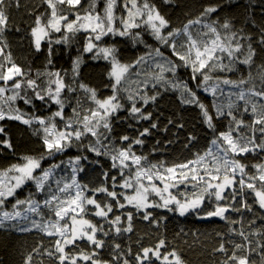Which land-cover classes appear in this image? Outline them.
<instances>
[{"label": "trees", "instance_id": "16d2710c", "mask_svg": "<svg viewBox=\"0 0 264 264\" xmlns=\"http://www.w3.org/2000/svg\"><path fill=\"white\" fill-rule=\"evenodd\" d=\"M138 2L143 3V0H138ZM90 3L91 0H81V5L72 11L82 15ZM148 3L155 5L160 14L169 21V27L163 30L162 34L167 35V32L173 29L181 30L178 35L169 38L168 45L156 40L151 30L142 21H138L141 27L132 29L131 35L120 36L110 33L102 37L100 41H93L97 49L93 52H85L84 47L90 33L84 31L75 34L68 33L67 43L56 44L54 41L61 39L65 33H56L51 30L49 37L41 41V49L37 51L31 29L38 15L43 14V22L47 23L51 10L48 9L44 0H4L8 23L0 37L3 40L0 47L7 45L4 47V56L11 54L12 62L18 65L24 73L23 76L15 78L22 83L19 90L11 88L13 81H9L7 85L0 81V86L9 89L5 92L4 98H0V107H3L5 112L9 110L8 104H10L12 108H18L25 113L26 118L47 119L51 117L52 113L60 110V106L48 98L49 87L53 91L55 89V85L50 84L55 77H50L48 73L58 72L67 87L60 96L64 105V119L56 117L54 122L58 130H64L65 123L70 119L74 128L82 129L83 117L90 116V110L96 109L97 106L91 99V93L82 89L80 85L83 84L86 88L95 90L96 98L100 100L113 95L112 85L115 80L110 75L112 57L105 59L103 54H98V48H112L113 56L118 64L130 66L117 86V99L122 107L108 117L110 129L101 126L98 130V137L86 134L80 141L73 139L71 146L61 153L53 156L47 155L41 139L42 126L39 124L33 123L28 126L15 120H0V127L5 130L4 134L0 135V140L8 139L12 144L11 149L0 146V173L14 164L23 163L22 158L25 156L37 159L41 156L47 157L41 160L43 168H49L52 164H60L46 183L43 192H37L34 182L28 181L17 189L14 197L8 198L4 209L10 208L16 199L23 200L28 197L29 193H34V199L41 205L39 211L43 213L41 224L49 217L52 220L55 219L54 214L44 207L43 201L50 195L49 187L52 193L56 192L57 180H61L60 187L63 186L64 181L71 182L70 168L73 166L69 162L80 157L76 166L78 168L77 182L88 186L85 190L86 196L95 198L102 207L110 203L113 211L108 213L107 218H102L93 214L94 206H87L89 211L84 214V218L97 226L96 238L102 241V247L96 248L87 239H81L77 240L74 245L66 246L65 251L70 255L81 252L87 255L95 253L93 258L101 264H124L125 260L128 264H138L136 257L142 255L143 248L155 249L157 243L164 240L165 245L160 249L161 257L175 250L184 264H222L226 257L232 254L235 244L243 245L237 254L248 256L250 264H264V258H262L264 248L260 247L264 244V210L256 202L254 193L247 188L244 189L242 195H237L235 201L231 200L232 192H239L238 182L233 190L228 189L225 192L228 199L217 202L214 196L210 197L205 194L201 206L187 211L184 215H180L175 203L170 204L168 208L149 207L138 211L128 205L123 196H119L120 203L125 204V207L121 209L115 200L107 196V193L94 194L92 191L99 187H106L109 191L133 194V189H123L119 185L123 183L124 178H134L138 166L128 161L129 167L123 169V176H121L119 161H116L117 167L113 168L111 159V156L115 155L118 150L127 149L129 144H131L133 154L146 158L142 159L140 167L148 168L153 164L157 166L153 172L164 173L167 167L187 163L195 160L198 155H204L210 147L211 140L218 136L219 132L227 131L231 123L230 116L217 115L215 108L212 107L214 101L217 105L224 106L225 113L229 111L226 107L229 100L233 101L234 107L231 109L233 115L246 124H250L254 118L251 104L246 106L234 95H228L239 92L240 88L221 84L223 94L218 92L216 97H213L211 92H202L203 87H197L198 81L192 79L190 66H179L175 73L165 71L163 73L165 79L157 80L156 77L160 75L157 64L164 65L165 68L169 67V61L182 65L183 62L172 55L170 45L175 42L178 52L183 54L186 51L188 38L183 28L189 21L197 19L201 21L199 24L190 25L188 29L192 37L199 42L214 38L210 33L207 36L203 33L208 32V29L204 27L205 24L215 22L213 26L217 28L222 38L235 32L233 47L236 40H239L242 45V50L236 53L234 70L211 72L213 81H209V84L217 78L220 80L227 78L233 81L243 78L249 81L248 84L242 86L245 89L255 86L257 90H260L264 87L261 83V78L264 76V44L260 43L261 37L264 36V31H262L264 29V0H148ZM60 7L65 12L68 11L67 6ZM208 7H214L216 11L202 16L201 14ZM97 9L102 11L103 0H97ZM114 11L117 17L116 26L119 27V17L127 15L124 0H117ZM69 18L74 19L75 17L70 16ZM225 21L230 24L228 30L222 27ZM249 45L255 52L253 60L251 64H241L239 61L246 57ZM156 49L160 50L162 56L156 54ZM4 56H0V63H5ZM77 61L78 67L74 71ZM223 63L229 64L226 54ZM28 79L35 80L37 86L28 88ZM199 80L202 81V77H199ZM184 83L195 90L201 102L207 105L213 116L214 129L208 127L198 106L182 102V89L172 86ZM14 91H19L20 97H26L31 100V103L25 104L24 99L21 98L5 103L6 97L13 95ZM36 92L43 95L45 99H36ZM129 95L133 97L132 101L128 100ZM183 95L187 98L186 93ZM152 97L155 99H151ZM145 98L148 99L147 103L144 102ZM251 99L257 103L258 107L260 103H264L258 97ZM133 103L140 109L139 113H131ZM245 107L248 108L247 112H245ZM142 116H149V119H143ZM232 126L235 127L234 124ZM145 129H148L147 134L141 135ZM241 131L251 135L248 129ZM255 135L259 142L260 133L257 132ZM124 136L129 137V140H122ZM97 138L104 147L96 144ZM137 139L142 143H134ZM89 145L100 148L102 153L107 151L108 155H97L89 151ZM237 158L247 166V173L259 175L254 165L264 164V151L256 149ZM207 162L211 163V157L207 158ZM201 175H203L202 169ZM113 176L116 177L115 186ZM239 179L237 178V181ZM133 180L132 182L135 183ZM158 183L155 182L157 186ZM256 183L259 187V181ZM195 184L196 182L189 178L184 183H176V186L172 187L169 192L184 202L186 198H193V193H198L202 187H205L203 184L194 187ZM164 195L167 196L168 193ZM244 201L251 206V211L241 207ZM149 203L162 205L163 201L152 193L149 196ZM217 203L241 210L239 212L228 211L225 214L226 219L208 217L207 212L213 211ZM145 212L150 213L148 220L143 219ZM128 213L133 214L131 222L127 219ZM116 216L121 217L120 222L111 223L110 221H114ZM253 220L255 223H252ZM24 224L26 222L0 226V264H25L29 256L32 257L30 264H59L58 254L54 250L55 240L58 237L48 236L34 230L21 231L20 227ZM129 224L132 230L124 231ZM117 228L120 229L119 232ZM241 231L248 237V241H245L244 237L239 234ZM221 243H224L227 252L215 251ZM117 245H119L118 248ZM48 252H52L53 255L49 256ZM169 259L172 258L169 257ZM78 264H91V261L78 260ZM142 264H162V261L150 254V259L144 260Z\"/></svg>", "mask_w": 264, "mask_h": 264}, {"label": "snow or ice", "instance_id": "6c2138e0", "mask_svg": "<svg viewBox=\"0 0 264 264\" xmlns=\"http://www.w3.org/2000/svg\"><path fill=\"white\" fill-rule=\"evenodd\" d=\"M44 3H46L48 9L51 10L47 23L43 22V14L38 15L35 19V25L31 29V35L34 38V45L37 51L41 49V41L46 37H49L50 30L56 33H65L61 39L54 41L56 44L62 42L67 43L68 33L75 34L80 31L90 33L84 47L85 52H93L94 49H97V45L93 41H100L102 37L110 33L118 34L120 36L131 35L132 29L141 27V23L138 21H142V23L151 30L154 38L165 45L169 44V38L178 35L181 31L180 29H173L172 31H168L167 35L162 34L163 30L169 27V21L160 14L155 5H150L148 0H143V3L138 2V0H124V7L127 15L119 17V27L116 26L117 17L114 11L117 0H103L102 11L97 9V0H91L89 7L85 9L82 15L79 12L72 11V9H76L81 5V0H44ZM60 6H67L68 11L65 12ZM215 11L216 8L208 7L201 15L204 16ZM70 16H74L75 18L70 19ZM7 23L8 16L4 10V0H0V37H2L3 32L6 30ZM199 23H201V21L197 19L195 21H189L188 24L184 25L183 31L188 40L186 51L183 54L176 50L177 46L175 42L170 45L172 55L176 56L179 61L183 62L182 65H177L175 62L169 61V67L165 68L164 65L157 64V67L160 69V75L156 77L157 80L165 79L163 76L165 71L175 73L179 66H190L192 79L198 81L197 87H203V90L205 92H211L213 97H216L218 92L223 94L224 90L221 88V84L240 88L239 92L229 93L228 95H234L237 100L243 101L246 106L251 104V112L254 118L250 124H246L243 120L237 119L236 116L233 115L231 111L234 107L233 101L229 100L226 105L229 109L227 113L224 112L223 105H217L214 101L212 107L215 108L218 116L228 115L231 117V123L228 130L219 132L218 136L211 140L210 147L204 155H198L195 160H190L187 163L167 167L164 173L159 171L153 172V169L157 167L155 164L148 168L140 167L142 159L146 158L133 154L131 151V144H129L127 149L118 150L115 155L111 156V159L113 161V168L117 167L116 161H119L121 176H123V169L129 167V164L127 163L129 160H131L133 165L138 166L134 178H124L123 183L119 185V187L123 189H133V194L127 195L123 192L117 193L114 190L109 191L106 187H99L92 191L94 194L107 193V196L115 200L117 206L121 209L125 207V204L120 203L118 199L119 196H123L124 201L138 211L149 207L163 206L168 208L170 204L175 203L180 215H184L189 209L199 208L204 200L205 194L210 197L214 196L217 202L228 199L225 194L226 189L233 188L237 182L240 185L239 192L233 191L231 200L235 201L237 195H242L244 189L247 188L251 193H254L259 207L264 209V164L254 165L259 175L249 174L246 172L247 166L237 158L256 149L264 151V103H260L258 107L257 103L253 102L251 99L252 97H258L261 101H264V87H261L260 90H257L255 86L245 89L242 86L248 84L249 81L243 78L239 81H233L227 78L220 80L217 78L214 82L209 84V81H213V77L210 75L211 72L215 70H234L236 53L242 50V45L239 40H236L235 46L233 47L232 41L236 37L235 32H232L230 36L222 38L217 31V28L213 26L215 22H213V24H205L204 27L208 29V32L203 33L204 36H207L210 33L214 38L202 42L197 41L192 37L188 29L190 25ZM222 27L225 30H228L230 24L225 21ZM262 31H264V29H262ZM2 43L3 40L0 39V44ZM260 43L264 44V36L261 37ZM6 46L7 45L5 44L3 47H0V56H4V47ZM182 47L185 46L182 45ZM113 51L112 48L108 47L98 48V54H103L105 59L112 57V71L110 75L115 79V83L112 85L113 95L100 100L96 98L95 90L88 89L83 84L80 85L82 89L91 93V99L97 106L96 109L90 110V116L85 115L83 117L82 129L79 127L74 128L70 119L65 123L64 130H58L57 125L54 122L56 117H59L62 120L64 119V105L60 96L62 91L67 87L58 72L48 73L50 77H55V80L50 81V84L55 85V89L53 91V89L49 87L47 95L53 103L60 106V110L52 113V116L47 119L40 117L26 118V114L20 109H14L8 104L9 110L7 112L4 111L3 107H0V120L9 119L19 121L28 126H31L33 123L42 126L43 136L41 139L48 156L63 152L67 147L71 146L73 139L80 141L86 134L98 137V128L102 126L105 129H110L108 117L122 107L117 99V86L121 83L124 74L130 67L128 65L118 64L113 56ZM156 54L162 56L159 49H156ZM225 54L229 61V64L227 65L223 63ZM254 55L255 52L249 45L246 57L239 61V63L245 65L251 64ZM141 59H143V57H141ZM4 61L5 63H0V81H3L5 85H7L9 81H13L11 88L14 90L21 89V81L16 80L15 78L23 76V70L12 62L11 54L4 56ZM49 63H51V61H49ZM6 65L10 66L6 67ZM77 67L78 61L75 62L74 71ZM199 77H202V81L199 80ZM261 83L264 85V76L261 78ZM36 86L35 80H27L28 88H35ZM172 86L174 88L182 89V102L198 106L208 127L214 129L213 116L210 114L207 105L201 102L197 92L189 88L186 83L173 84ZM68 90L72 91L71 88H68ZM7 91H9L7 87L0 86V98H4V94ZM184 93L187 94V98H184ZM35 96L36 99L39 100L45 99V97L39 92H36ZM17 98L24 99L25 104L31 103V100L26 97H20L19 91H14L13 95L7 96L5 103L15 101ZM127 98L130 101L133 100L131 95ZM151 99L154 100L155 97H152ZM144 102L147 103L148 99L145 98ZM73 111L75 112V109ZM247 111L248 108L245 107V112ZM139 112L140 109L135 106V103H133L131 113L136 114ZM142 118L149 119V116H142ZM233 124L235 127L232 126ZM153 127H155V125H153ZM242 129H248L251 135L241 131ZM4 131V128L0 127V135L4 134ZM147 132L148 129H145L141 135H145ZM257 132H259L261 136L259 142H257L255 135ZM33 134L35 135L36 132L34 131ZM122 140L127 141L129 140V137L124 136L122 137ZM134 143L141 144L142 141L137 139ZM96 144L104 147L99 138H97ZM0 146L8 149L12 148V144L8 139L0 140ZM88 150L95 152L97 155H108L107 151L102 153L100 148L94 145H89ZM208 157H211V163L207 162ZM46 158L47 157L45 156H41L39 159L25 156L22 158L24 161L23 163L14 164L3 173H0V226H3L6 221H15L17 218H20L22 214L20 211H16V209L22 205H27V207L24 208L25 215L23 216V219H29L26 215L29 212L35 213L43 219V213L39 211L41 207L40 202L34 199V193H29L28 197L23 200L16 199L15 203L12 204V211L2 209L5 207L8 198L14 197L17 189H20L28 181L34 182L37 192L44 191L46 183L53 176L55 169L60 167V164H52L49 168H43L41 160ZM79 160L80 157H77L75 160L69 162L70 165L73 166L71 182L64 181L63 186L60 187L61 180H57L56 192L52 193L51 188L49 187L50 195L43 201L44 207L48 208L49 212L54 214L55 220H52L51 217H49V219L45 220L42 224L37 223L35 220H32L31 223L46 235L59 237L55 240L54 244V250L55 253L58 254L57 259L59 264H78V260L91 261V264H101L100 261L93 258L95 253L87 255L81 252L76 255H70L65 251L66 246L74 245L77 240L81 239H87V241L91 242L96 248L102 247V241L96 238V233L98 231L97 226L90 220L84 218V214L89 211L87 207L89 205L94 206L95 212L93 214L97 217L107 218L108 213L113 211V206L110 203H106L102 207L95 198H90L85 195V190L88 186L79 184L75 175L78 171L76 165H78ZM201 169L203 175H201ZM37 170H39V174H37ZM9 173H15V175H12L6 183L5 178H9ZM237 174L240 176L238 181ZM105 175H107V173H105ZM189 178L191 181L196 182V184L193 185L194 187L201 184L205 185V187H202L198 193H193V198H186L184 202H181L176 196L169 192V188L175 187L176 181L184 183L185 181H188ZM132 179L135 180V183L132 182ZM144 179L148 181L147 184L143 183ZM154 179L160 180L163 183L162 189L153 182ZM112 180L115 186L116 177L113 176ZM256 181H259V187L257 186ZM210 189L213 191H209ZM152 193L160 197L163 201L162 205L149 203V196ZM164 193H168V195L165 196ZM60 194L64 195L62 196ZM241 207L251 211V206L248 205L246 201L242 202ZM230 210L239 212L241 209L234 207L230 208L229 205L222 206L217 203L215 209L207 212L206 215L208 217H220L221 219H226L225 214ZM149 216L150 213L145 212L143 219L148 220ZM120 219V216H116L115 220L110 222L114 224L119 223ZM127 219L131 222L133 214L128 213ZM233 223H236V221H233ZM252 223H255V221L253 220ZM20 230L30 231L31 229L25 227ZM131 230V224H129L128 228L124 229V231ZM119 231L120 229L117 228V232ZM239 234L244 237L245 241H248V237L245 236L243 231ZM164 245L165 241L160 240L155 249L143 248L142 255H137L136 257L138 264H142L144 260H149L150 254L157 260H161L162 264H184L182 258L175 250L161 257L160 249L164 247ZM116 247L118 248L119 245ZM242 247L243 245L241 244H235L232 254L227 256L222 264H250L248 256L237 254V251ZM260 247L264 248V244H261ZM215 251L227 252V249L225 248L224 243H221L219 248L215 249ZM48 255L51 256L53 253L48 252ZM169 257L172 259L170 260ZM262 258H264V253H262ZM31 259L32 257L29 256L25 261V264H30ZM124 264H128V261L125 260Z\"/></svg>", "mask_w": 264, "mask_h": 264}, {"label": "rangeland", "instance_id": "374dc122", "mask_svg": "<svg viewBox=\"0 0 264 264\" xmlns=\"http://www.w3.org/2000/svg\"><path fill=\"white\" fill-rule=\"evenodd\" d=\"M33 40H34V38H33ZM113 79H114V77H113ZM115 80V79H114ZM202 92H205L204 90H201ZM83 126V125H82ZM99 128H101V127H99ZM99 128H98V130H99ZM129 162H131V160H129ZM68 164V163H67ZM66 164V165H67ZM77 166V165H76ZM136 166V165H135ZM70 170H71V172H72V168H70ZM12 175H15V173H12V174H10L9 175V178H5V182L7 183L8 182V180L10 179V177L12 176ZM72 175H73V172H72ZM72 175H71V177H72ZM75 175L77 176V172L75 173ZM237 178H240V176H239V174H237ZM133 181H135V180H133ZM148 183V181L146 180V179H144L143 180V183ZM153 182L155 183V182H159L158 183V187H160L161 189L163 188V183L160 181V180H156V179H154L153 180ZM70 183V182H69ZM176 183H179L178 181H176ZM215 183V182H214ZM171 188L172 187H170L169 188V191L171 190ZM230 190H233V188H230ZM74 191V190H73ZM211 191H213L212 189H211ZM226 191H228V189H226ZM225 191V192H226ZM60 195H64V194H60ZM132 195V194H131ZM25 207H27V205H22V206H20V207H18L17 209H16V211H20L21 212V217L20 218H17V220H15V221H6L5 222V224H10V223H12V224H18V223H22V222H26V224H24V225H22L20 228H29V229H31V230H34V231H40V232H42L39 228H36V227H34L33 225H32V223H31V221L32 220H35L37 223H41V221H42V218H41V216H39V215H36L35 213H31V212H29V213H27L26 215L28 216V218L29 219H27V220H25V219H23V216L25 215V213H24V208ZM44 208V207H43ZM2 210H6V211H12L13 209H12V206L10 207V208H8V209H2ZM40 210V209H39ZM189 210H191V209H189ZM264 210V209H263ZM53 220H55V219H53ZM30 230V231H31ZM25 232V231H24ZM44 233V232H43ZM56 237H58V236H56ZM59 238V237H58Z\"/></svg>", "mask_w": 264, "mask_h": 264}, {"label": "water", "instance_id": "95a60500", "mask_svg": "<svg viewBox=\"0 0 264 264\" xmlns=\"http://www.w3.org/2000/svg\"><path fill=\"white\" fill-rule=\"evenodd\" d=\"M211 218V217H210ZM213 218H220V217H213Z\"/></svg>", "mask_w": 264, "mask_h": 264}]
</instances>
